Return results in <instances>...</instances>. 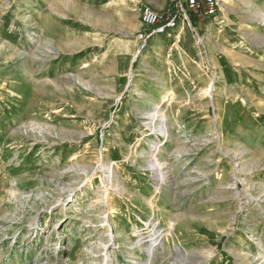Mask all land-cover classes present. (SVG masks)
<instances>
[{
	"label": "rangeland",
	"instance_id": "rangeland-1",
	"mask_svg": "<svg viewBox=\"0 0 264 264\" xmlns=\"http://www.w3.org/2000/svg\"><path fill=\"white\" fill-rule=\"evenodd\" d=\"M152 4L0 0V264H264V0Z\"/></svg>",
	"mask_w": 264,
	"mask_h": 264
},
{
	"label": "built area",
	"instance_id": "built-area-1",
	"mask_svg": "<svg viewBox=\"0 0 264 264\" xmlns=\"http://www.w3.org/2000/svg\"><path fill=\"white\" fill-rule=\"evenodd\" d=\"M224 0H169L165 11L159 12L146 7L141 14L144 26L155 28L159 24H165L161 28L154 29L152 34H161L166 29L175 28L180 20H187L190 14L195 17H209L218 9ZM156 247V246H155Z\"/></svg>",
	"mask_w": 264,
	"mask_h": 264
},
{
	"label": "bare ground",
	"instance_id": "bare-ground-1",
	"mask_svg": "<svg viewBox=\"0 0 264 264\" xmlns=\"http://www.w3.org/2000/svg\"><path fill=\"white\" fill-rule=\"evenodd\" d=\"M160 108L161 107H156L154 109V111L151 113L150 124H152L155 127L157 124L159 126L158 128L160 129V132L164 134V138H166V137L168 138L169 137V131H168L167 123H166V116L163 113H161ZM154 130L156 131V128ZM150 165H151L150 170L154 173L153 179L156 182V194H157V193H160L163 186L166 185V181H167L166 180V172L164 169V165L161 164L158 160H154ZM148 203H149L148 205H150L151 208H155V205L153 202L149 201ZM153 222L154 221L149 223V221H148V225H150L153 229L151 234H150V237H149L150 239L146 240L147 237L144 236L143 234L138 235V243L145 241V243L148 245L147 249H145V250H147V252L151 254L150 255L151 258L148 260L147 264H152V261H153L154 255H155V250H154L155 246L157 244V241L160 239V236L162 235L159 230H154V228L156 226L152 225Z\"/></svg>",
	"mask_w": 264,
	"mask_h": 264
},
{
	"label": "crops",
	"instance_id": "crops-1",
	"mask_svg": "<svg viewBox=\"0 0 264 264\" xmlns=\"http://www.w3.org/2000/svg\"><path fill=\"white\" fill-rule=\"evenodd\" d=\"M154 4H152L151 6L158 10V11H163L166 9L168 0H153Z\"/></svg>",
	"mask_w": 264,
	"mask_h": 264
}]
</instances>
